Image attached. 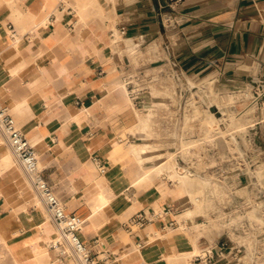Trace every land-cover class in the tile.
Listing matches in <instances>:
<instances>
[{"label": "crops", "instance_id": "0c3cea01", "mask_svg": "<svg viewBox=\"0 0 264 264\" xmlns=\"http://www.w3.org/2000/svg\"><path fill=\"white\" fill-rule=\"evenodd\" d=\"M167 18L172 25L166 24ZM125 40L128 47L156 41L158 49L137 55L135 66ZM172 64L195 80L222 76L242 84L250 77L264 78V0H0V101L34 145L42 173L66 211L79 218V236L98 264H159L161 253H166L161 242L150 247L149 238L178 227L162 228L154 221L134 234L124 227L134 213L128 215L134 208L129 202L137 200L129 190L143 178L156 175L159 192L151 198L156 206L137 210L167 204L183 209L188 203L186 186L169 187L159 180V164L150 165L153 173L148 176L137 161L142 172L128 186L125 180L105 176L113 168V134L131 108L121 78L140 68ZM0 135L4 137L1 130ZM10 153L14 155L11 148ZM125 155L137 160L132 151ZM95 156L104 173L98 171ZM144 159L150 163L151 156ZM27 177L23 171L0 177V212L9 210L5 222L22 226L5 238L33 231L47 242L52 220L37 226L41 210L32 220L16 210L30 198ZM95 184L105 196L97 210ZM126 203L128 208L120 210ZM31 207L27 204L25 210L33 212ZM121 231L128 241L122 240ZM49 251L51 262L71 264L61 242Z\"/></svg>", "mask_w": 264, "mask_h": 264}, {"label": "built area", "instance_id": "2783aa9c", "mask_svg": "<svg viewBox=\"0 0 264 264\" xmlns=\"http://www.w3.org/2000/svg\"><path fill=\"white\" fill-rule=\"evenodd\" d=\"M165 22L168 26L172 25L171 18H167ZM170 79L176 82L182 80L185 82V88L175 86V92L180 95L183 101L172 102L168 100L166 103H159L156 107L160 109L161 113H164L161 117L162 124L171 125L173 123L179 129L182 119H176L175 112L180 110L184 112L187 100L191 99L189 89L197 90L198 87L192 85L187 77L177 71L174 64L168 68L137 69L124 75L121 78V83L132 100V108L141 105L145 109L147 107L144 106L148 105V102L144 93L148 92L151 86L163 90L169 85L167 82ZM240 86L242 87H237L233 92H241L244 96L250 94L247 104L257 106L256 115L251 117L249 123L242 127L233 128L226 134L227 140L230 141L224 152L225 159L222 161L219 159L210 167H188L186 165L182 169L190 174L196 172L215 174L217 186L225 188V192L220 195L222 198L227 195L230 198L226 203L218 202L209 214L204 217L201 216L202 221L198 224L208 226L197 238V248L191 255L192 261L196 264H237L244 253L245 256L248 255L252 258V263H256L259 258L264 262V177L260 178L254 174L255 167L264 157V134L259 132V126L264 122V78L260 75L250 77V80L240 84ZM243 107L245 106L240 108V112ZM218 125H224L222 119L218 120ZM0 129L15 158L30 176L32 186L43 199L51 219L70 241L80 263L98 264L90 255L88 246L79 236L81 229L79 218L66 211L64 203L45 179L33 145L18 127L9 108L1 101ZM177 137H179L178 134L176 136L167 135L164 138L167 140L174 139V142H177ZM218 137H222V135L217 134L214 138ZM122 140L123 138L119 137L118 141ZM211 152L219 156L216 149ZM177 153H179V160L185 165L180 150ZM188 153L186 152L184 155L187 156ZM197 153L200 157L205 155L204 151ZM93 160L97 164L98 171L104 173L105 166L100 162V159L95 156ZM171 181L174 183L173 180ZM236 187L246 189V193H237ZM185 208L180 209L175 205L167 204L157 208L139 209L124 223L125 230L134 234L137 230L154 221H160L162 228L183 226V220L179 219L177 215ZM168 216H172V218L167 220Z\"/></svg>", "mask_w": 264, "mask_h": 264}, {"label": "rangeland", "instance_id": "374dc122", "mask_svg": "<svg viewBox=\"0 0 264 264\" xmlns=\"http://www.w3.org/2000/svg\"><path fill=\"white\" fill-rule=\"evenodd\" d=\"M115 38L117 40L122 39L121 36L118 33H115ZM145 41L143 44L138 45L133 48H129L127 46V40L126 42V49L125 51L130 54L132 61L134 65H138L137 62V55L143 56V54L150 53L153 49H158V44L156 41ZM160 48V44H159ZM152 57H149L148 60H151ZM251 68L257 69L256 63L252 62L250 63ZM150 70V69H148ZM153 70V69H151ZM190 80V83L192 85H196L198 88L193 89L190 88L189 92L191 93V99L187 100V105L185 106L184 112L181 110L178 112L176 111V119H182V125L179 124V129L176 124H162L161 117L164 113L160 112V109L157 108L159 103H166L168 100L172 102H179L183 101V99L180 98V95L175 92V86L178 85L179 87H186L185 82L182 80L181 82H176L173 79H170L167 83L169 85L164 88L163 90L157 89V87L151 86L148 92L144 93L146 96L145 99L148 102V105L144 107H152V114L149 117L148 122V131L146 135V140L153 144L152 149L150 152H148L147 156H151V161L148 165H157L162 162L168 163L169 168H166L163 171V174H161V178L163 181L167 183L169 187H174L175 183H172L171 180L173 178L169 177V174L172 171L176 170H182L184 169L183 166H196V167H210L213 164L217 163L219 159L222 161L225 159V149L226 145L229 143L230 140H227V133L236 127H242L245 124L249 123V120L251 117L255 116L258 109L256 105L247 104V99L249 96H244L241 92H230L234 96L235 102L232 103V115L229 114L230 112V106L228 105H221L222 110L226 112L225 117L222 119L224 123V127L222 125H218V121L215 122L213 126L216 127L215 131L211 130L209 131V127H211L207 123V117H210L214 120V117L211 114V109L209 106L210 101L214 102L218 97L220 96L221 91L223 90H235L237 87H242L238 82H230L228 79L229 77H216V78H206L201 80H195L188 78ZM212 79V82L209 84L208 81ZM120 81V79H119ZM188 85V84H187ZM219 92V93H218ZM219 94V95H218ZM155 106V109H154ZM242 106H245L242 108V111L240 112V108ZM197 110L198 112H193ZM144 116V108L139 105L138 107L130 108L128 112L123 116V125L121 127L119 126V129L113 134V138L111 141L115 142V139H119V137L123 138L122 141H118L117 145H115L117 149L113 147V154L110 156L109 161L112 163V170L108 171L105 176H107L111 180H119L123 181L125 180L127 183L124 186H128L129 183H131L138 175L141 174L142 170L139 164L137 163L138 160L135 159L134 156H128L125 155L127 152L132 151L134 154L137 152H140L142 148L136 145L128 146V142H135L139 143L143 141L142 136L139 135L138 130L136 128V124L138 123L139 119ZM259 132L260 134H264V122H262L259 126ZM181 133V134H180ZM178 134L179 137L177 142H174L173 140H167L164 138L165 136H176ZM180 134V135H179ZM217 134L222 135V137L214 138ZM226 140V143H225ZM6 146L7 143L5 144ZM218 151V155L212 154V150ZM115 150V152H114ZM180 150L181 157L183 158L185 165L179 160L177 151ZM137 151V152H136ZM204 151L205 155L203 157H200L197 152ZM186 152H189L187 156L184 154ZM222 153V154H220ZM136 156V155H135ZM264 161V157L260 160ZM39 165H40V161ZM259 162V163H260ZM165 164L161 165V168H164ZM254 174L258 177H264V169L261 173L257 171V167H255ZM24 173V171H23ZM25 174V173H24ZM193 176H196L197 178H204L207 179L210 185V188H208L211 191L217 189L218 193L215 194L213 192V196L210 200H204L201 199L197 202H200L202 200V205L198 206L194 211L193 214L190 217H187L186 213H181V215L178 216L179 219L183 220V226H179L176 229H169L166 232H158L157 235L161 234L160 242L162 246L164 247L166 253L173 254L178 247H182L184 245L190 246L194 251L197 248V244L193 243V240H197V238L203 233L204 230H206L208 225L205 224H198L200 223L201 216H205L206 214H209L210 211L215 207V205L218 202L226 203L230 200V198L227 196L222 198V195H220L222 192H225L224 187L215 188L217 186V183L215 182V174L210 172H203V173H192ZM199 176V177H198ZM152 180L148 178H143L137 185H135L133 188H130L129 194L134 195L136 194L135 201H131L129 203L134 205V208L128 212V215L135 212L138 208H141L145 205H152L156 206L155 203L152 202L151 198H153L155 195L157 196V193L159 192L158 185L160 181H157L158 183H155L153 180L155 178V175H152ZM159 178V180H161ZM168 178V179H167ZM170 179V180H169ZM185 183V182H184ZM191 184H194V182H190ZM205 186V185H204ZM201 187L200 191L195 193V196H199L201 193V190H204L206 187ZM215 188V189H214ZM237 193H246V189L236 187ZM189 192V191H188ZM35 193V192H34ZM180 194H182L181 191H179ZM184 193V192H183ZM163 194V192H162ZM184 194H187L185 192ZM27 197V196H26ZM27 199H29L27 197ZM228 200V201H227ZM192 204L188 202L185 207L190 206L192 208L196 207V201L191 200ZM32 205L29 210L35 209V206L30 202ZM130 204H121L119 205V209H127ZM46 209V208H45ZM184 209V208H183ZM9 210H5L3 212H0V223L4 224L5 226L0 227V264H16L11 250L13 253L17 252L20 248L23 246L21 245V240L23 239V235L27 233L24 232L22 235H19L18 233L22 231L21 225H16L14 222H5L6 216L8 214ZM47 212V211H46ZM127 215V216H128ZM50 220H52L50 218ZM52 224H49L48 227L57 228V225L54 223V221H50ZM44 229V227H42ZM13 230H19V232H16L13 236L10 238H7L10 244V240L13 242V245H10L9 248L5 244L4 240L2 238L6 237L7 233H11ZM121 238L124 241H128V236L124 231H121ZM158 238V237H156ZM40 242L42 243V249H48L50 246H53L51 239L47 240V242H44L42 238L40 239ZM61 240L58 241V244H60ZM12 244V243H11ZM51 244V245H50ZM47 247V248H46ZM71 247V246H70ZM155 248V247H152ZM25 255L27 257H33L35 250H31L30 248L26 249ZM168 250V251H167ZM193 251V252H194ZM193 254V253H192ZM66 259L68 260V257L71 258L70 254L65 255ZM73 257V254H72ZM74 254V258H75ZM77 259V257H76ZM252 258L248 255L245 256V253L241 256L240 260L237 262V264H264L262 259L259 258V260L256 263H252ZM78 260V259H77ZM79 263V262H78ZM236 263V262H235ZM159 264H196L192 261L191 256L187 258L178 257V256H162L159 257Z\"/></svg>", "mask_w": 264, "mask_h": 264}, {"label": "bare ground", "instance_id": "6f19581e", "mask_svg": "<svg viewBox=\"0 0 264 264\" xmlns=\"http://www.w3.org/2000/svg\"><path fill=\"white\" fill-rule=\"evenodd\" d=\"M135 45H136V42H134V45L130 46L129 48H133V47H135ZM229 81L231 82V80H229ZM211 82H212V80L208 81L209 84ZM121 85H122V83H121ZM121 87H123V86H121ZM123 90H125V89L123 88ZM232 91H234V90H223V91H221L220 96L218 97V99H216V101H214V102L210 101L209 106L211 109V114L214 117V120L210 117H207V123L211 126V127H209V129H210L209 131H211V130L216 131L215 130L216 127L213 125L215 124L216 121L223 119L226 115V112L222 110L221 105L230 106L231 110H230L229 114L232 115V107L233 106L231 104L235 102L234 96L232 94H230V92H232ZM125 92H126V90H125ZM126 95H127V92H126ZM126 102H128L127 99H126ZM131 107H132V100H131ZM193 112H198V111L195 110ZM151 114H152V108H150V107L145 108L144 109V116L141 117L139 119L138 123L136 124V128L138 130V133L140 136H142L143 141L139 142V143L127 141L128 146L136 145V146H139L140 148H142L140 152L136 151L137 153L135 155H136V158H137L139 164L144 168V171H145L146 175H148V176H150L153 173V169L150 165H148L149 160H145L144 158H145V156H147L148 152H150V150L153 147V144H151L150 142H148L146 140V135H147V131H148V122H149V117L151 116ZM4 137L0 135V145H1V147H0V177H3V179H5L6 176H10V171L15 175L24 171V173L28 176L26 184H27V191L30 192V198L25 199V201L22 204H17L16 210L17 211L22 210V212L24 211L25 216H27V218L30 220H32V218L35 215V212L37 210H41V212H43V218L41 219V221L39 222V225H37V226H44V222L48 223V220H50L51 216H50L49 212L47 211V209H45L46 207L44 205L43 199L34 190L32 183H31V180H30V176L24 170L22 165L19 162H16L17 159L15 160L14 155L12 156V154L10 153V147L9 146L8 147L3 146V144L5 142H7L6 138H5L6 141L4 140ZM116 141L118 142V139H116ZM35 154H36V151H35ZM36 157L38 159L37 154H36ZM163 164H165L164 165L165 167L162 168L160 175L163 174V171L166 168H169L168 163H166V162L159 163L160 166ZM40 168H41V166H40ZM263 169H264V161H261L257 165V171L259 173H261L263 171ZM169 177L173 178V181L175 183L174 187H178V186H186L187 187V189L189 191L188 202H191V200L196 201L195 202L196 203L195 208L187 206L185 208V210L183 211V213L187 214V217H190L193 214V211L198 206L202 205V200L200 202H197L200 200V197H202L201 199H204V200H210L214 194L213 192H215V194L218 193L217 189H215V188H219L218 186H216L214 188L215 190L210 192V190L208 189V188H210V185L209 186L207 185V184H209L207 179H204L201 177L197 178L196 176H193V174H190L184 170L172 171L169 174ZM160 178H161V176H160ZM161 180H162V178H161ZM190 182H194V184H191ZM98 186H99L98 184H95V188H96L95 194H96V197H98V199H96L95 203H94V209L95 210H97L100 206H102L104 201H105V196H104L103 192H101L98 189L99 188ZM203 186L206 188L204 190H201V192H200L201 194L199 196H195L194 194L196 192L198 193L200 191L201 187H203ZM19 194L23 196V192H20ZM30 202H32V204L35 206V209L33 210V212L29 213L25 210V207L27 204H30ZM49 228L51 229V227H49ZM52 232L53 233H52V235H50L49 238L51 239L53 246L54 247L58 246L59 245L58 241L61 240V244L64 245L65 254L71 255V258L68 257V259L71 261V264H81L78 256L74 253V251L72 249L70 241L68 240L67 237H65L62 234V232L60 231V228L58 226H57V228H52ZM41 238L42 237H40L36 232L29 231L27 233V236L24 239H22V241H21V245L23 247L20 248L15 253H13V251L11 250V246L13 245V242L10 240V244H9V241L7 238L4 237L2 239L4 240V242L8 248L10 245V250L12 252L13 259H14L16 264H24L25 263V262H23L24 259H26L27 261H33L36 264H56V262L50 261V258H51L50 257V251L48 249H42L41 248L43 246L42 243L40 242ZM160 240H161L160 237H158V238L150 237L149 241H148V245L150 247H158V246H160ZM194 241L196 242V240H194ZM27 248H30L31 250H33V249L35 250L33 257H27L25 255L24 250ZM58 251H60V250H58ZM193 251L194 250L192 248H190V246L189 247L183 246V247L178 248L173 254L162 252L161 255L169 256V257L178 256L180 258L181 257L187 258V257H190L192 255ZM72 254H73V257H72ZM74 254L78 260L76 259V257L74 258Z\"/></svg>", "mask_w": 264, "mask_h": 264}]
</instances>
